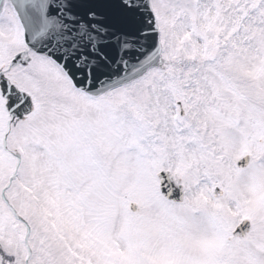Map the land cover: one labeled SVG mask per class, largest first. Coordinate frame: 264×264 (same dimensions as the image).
Returning a JSON list of instances; mask_svg holds the SVG:
<instances>
[{"label": "snow or ice", "instance_id": "6c2138e0", "mask_svg": "<svg viewBox=\"0 0 264 264\" xmlns=\"http://www.w3.org/2000/svg\"><path fill=\"white\" fill-rule=\"evenodd\" d=\"M0 264H264V0H0Z\"/></svg>", "mask_w": 264, "mask_h": 264}]
</instances>
